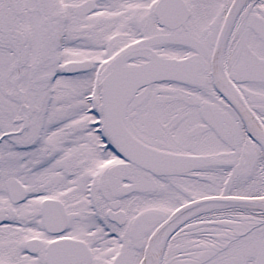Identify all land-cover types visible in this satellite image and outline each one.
<instances>
[{
	"label": "flooded vegetation",
	"instance_id": "flooded-vegetation-1",
	"mask_svg": "<svg viewBox=\"0 0 264 264\" xmlns=\"http://www.w3.org/2000/svg\"><path fill=\"white\" fill-rule=\"evenodd\" d=\"M47 1L36 0L43 24ZM87 1L92 10L77 15ZM106 2L104 73L129 50L123 65L153 55L176 73L137 88L109 127L199 166L157 174L127 157L122 138L104 129L101 77L89 119L62 126L57 144L45 133L49 116L33 117L31 95L14 94L11 109L0 90V264H255L264 205L196 212L162 248L154 241L177 209L208 197L264 202V0H125L134 26ZM98 8V0L70 6L77 19ZM17 34L0 17V36ZM1 60L0 53V69ZM81 129L96 135L95 146L82 148ZM18 161L34 174L19 171Z\"/></svg>",
	"mask_w": 264,
	"mask_h": 264
},
{
	"label": "rangeland",
	"instance_id": "rangeland-1",
	"mask_svg": "<svg viewBox=\"0 0 264 264\" xmlns=\"http://www.w3.org/2000/svg\"><path fill=\"white\" fill-rule=\"evenodd\" d=\"M80 1H47L49 20L43 24L41 7L36 0H0L1 19L7 17L18 33L15 39L6 35L0 36L2 58L0 90L6 94H3L4 98L11 102V109L15 106L14 94L31 95L29 102L30 108L34 110L32 115L37 118L38 111H44L49 116V130L47 129L45 133L47 132L50 141L55 140V144L60 140L62 126L78 124L82 120L89 119L86 113L89 107L85 95L90 90L94 72L93 69L85 73L69 75L63 71V64L82 59H93L96 63L98 59L107 57L103 47L108 41L109 33L105 31V26H100L101 9L107 2L98 0L99 8L92 13L90 19L89 17L77 19L70 6ZM133 1L135 2L133 4L138 3V6L142 3V0ZM114 5L119 9L117 18L123 14L122 23L126 21L134 26L135 22L124 14V9L128 12V8H125V0H114ZM42 28L47 31L44 37L41 34ZM118 38H114V43ZM127 39L132 40V36L127 35ZM20 52L23 53L22 59H19ZM128 62H136V60ZM18 71L21 76H17ZM16 80L20 85L18 91L14 85ZM9 116L4 118L2 126L8 125L11 120ZM80 137L82 148L95 146V141L98 140L88 129H81ZM69 151L66 146V154ZM16 164L19 171L34 174L33 170L31 172L27 169L24 161H18ZM37 172L40 173V169L35 171ZM53 192L57 195L55 190Z\"/></svg>",
	"mask_w": 264,
	"mask_h": 264
},
{
	"label": "water",
	"instance_id": "water-1",
	"mask_svg": "<svg viewBox=\"0 0 264 264\" xmlns=\"http://www.w3.org/2000/svg\"><path fill=\"white\" fill-rule=\"evenodd\" d=\"M127 54H123L121 55L116 62H120L122 60V58H124ZM117 63L114 64V67L116 66ZM89 65H85V62H73V63H69L67 65L64 66V69L68 72H73V71H78V70H81V69H86L88 68ZM114 73L110 74L107 78L109 77H116L117 75L115 74L116 71L114 70L113 71ZM118 72V71H117ZM124 73H127V71H123ZM129 72V71H128ZM135 72H138V71H135ZM128 74V73H127ZM149 151L147 150L146 151V156H149ZM161 165L163 167H166L167 169H163V171H167V170H170V167L174 165V159L172 157H170V155H166L164 158H162V163ZM217 198H207V199H203V200H200L198 201V203H194L195 204H200L202 202H209V201H214L216 200ZM231 200L235 201V202H240V203H243V204H254V205H261L263 203V201H261L260 199H257V198H240V197H237V198H232ZM193 204H190V205H187V206H184L180 209H178L176 212L173 213V215H171L169 218H168V222L169 221H172L173 219H175L176 217H178L179 215H181L182 213H184L185 211H187L190 206H192ZM262 254L264 255V249L262 250ZM260 264H264V257L261 258Z\"/></svg>",
	"mask_w": 264,
	"mask_h": 264
},
{
	"label": "bare ground",
	"instance_id": "bare-ground-1",
	"mask_svg": "<svg viewBox=\"0 0 264 264\" xmlns=\"http://www.w3.org/2000/svg\"><path fill=\"white\" fill-rule=\"evenodd\" d=\"M264 183V182H263ZM229 206V204L226 203H220V202H210L206 204H202L199 206V208H196L194 210H188L181 214L180 216L176 217L169 223H167L162 230L159 232L157 238L154 241V247L157 249L162 248L167 239L171 236L173 232H175L177 229H179L181 226L186 224L188 219L196 212H207V211H212L215 208H224ZM242 206V205H240ZM199 209V210H197Z\"/></svg>",
	"mask_w": 264,
	"mask_h": 264
}]
</instances>
